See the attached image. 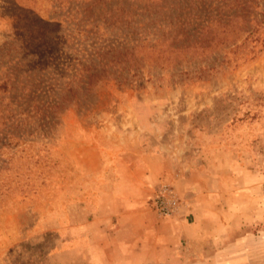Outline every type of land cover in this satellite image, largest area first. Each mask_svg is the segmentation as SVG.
<instances>
[{
    "label": "rangeland",
    "instance_id": "rangeland-1",
    "mask_svg": "<svg viewBox=\"0 0 264 264\" xmlns=\"http://www.w3.org/2000/svg\"><path fill=\"white\" fill-rule=\"evenodd\" d=\"M111 1L145 10L132 28L159 10L209 24L237 12L239 28L206 57L118 61L119 82H90L97 50L125 39L102 0H0V264H92L78 249L98 240V188L137 160L158 174L159 218L208 196L217 236L183 242V264H264V0Z\"/></svg>",
    "mask_w": 264,
    "mask_h": 264
},
{
    "label": "crops",
    "instance_id": "crops-1",
    "mask_svg": "<svg viewBox=\"0 0 264 264\" xmlns=\"http://www.w3.org/2000/svg\"><path fill=\"white\" fill-rule=\"evenodd\" d=\"M138 162L117 167L99 186L92 219L98 240L84 251L79 247L80 258L92 264H183V242L196 248L217 236L206 227L208 196L195 197L186 216L159 218L148 205L158 174H148Z\"/></svg>",
    "mask_w": 264,
    "mask_h": 264
},
{
    "label": "trees",
    "instance_id": "trees-1",
    "mask_svg": "<svg viewBox=\"0 0 264 264\" xmlns=\"http://www.w3.org/2000/svg\"><path fill=\"white\" fill-rule=\"evenodd\" d=\"M102 6L95 10L100 19L111 18L109 24L113 23L112 30L119 29L118 26L124 22L121 35L125 39H116L112 44L97 50L99 55L107 57V63L101 72L90 73V82L94 77L108 80L113 78L119 82V78L124 77L120 74L125 68L117 72L115 69L120 63L118 61L127 64V61L138 62L140 58L141 61L165 68L175 67L184 59L190 62L196 57H206L217 48V43L222 45L229 41L228 36L235 27L239 28L236 21L240 19V14L237 12L228 17L222 15L209 24L208 20L201 17L191 22L190 18L175 15L173 11L161 13L162 10L150 15L154 18L149 17L147 24L144 22V25L132 28L129 20L136 21L135 17H142L141 13H145L143 8L132 13L125 8L116 7L111 0H102Z\"/></svg>",
    "mask_w": 264,
    "mask_h": 264
},
{
    "label": "built area",
    "instance_id": "built-area-1",
    "mask_svg": "<svg viewBox=\"0 0 264 264\" xmlns=\"http://www.w3.org/2000/svg\"><path fill=\"white\" fill-rule=\"evenodd\" d=\"M160 200H158V205L160 207V212L162 213H170L172 211L175 210V206H176V201H171V202H167V198H165L164 200H161L162 198H159Z\"/></svg>",
    "mask_w": 264,
    "mask_h": 264
}]
</instances>
